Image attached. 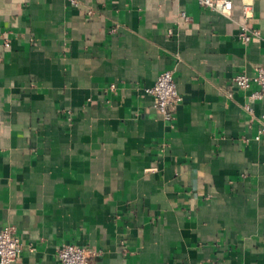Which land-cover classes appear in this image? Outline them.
<instances>
[{"label":"crops","instance_id":"1","mask_svg":"<svg viewBox=\"0 0 264 264\" xmlns=\"http://www.w3.org/2000/svg\"><path fill=\"white\" fill-rule=\"evenodd\" d=\"M231 1L228 18L198 0H0L15 264H58L66 244L91 264H264V98L233 84L264 67V0ZM244 23L262 33L249 45ZM165 71L182 98L172 122L143 93Z\"/></svg>","mask_w":264,"mask_h":264},{"label":"built area","instance_id":"2","mask_svg":"<svg viewBox=\"0 0 264 264\" xmlns=\"http://www.w3.org/2000/svg\"><path fill=\"white\" fill-rule=\"evenodd\" d=\"M73 7L80 5V0H66ZM200 6L206 10L219 12L225 17H231L233 11V2L231 0H198ZM248 6H245V17L248 19ZM185 21L189 18L183 13L181 15ZM261 31L250 27L248 24H241L238 31V40L243 45H249L254 39L260 38ZM8 46V43L6 44ZM233 84L242 91H249L253 85L258 86V91L251 94L253 101L264 98V67H257L253 75L238 74L233 77ZM115 90V86L111 87ZM143 93L154 100V109L167 122L175 119V111L182 98L178 91L175 75L173 71H165L159 75L156 83L152 87H147ZM231 96V95H229ZM247 112L251 115L252 120L256 119L254 110L246 107ZM71 120V118H70ZM259 129L255 140L260 142L264 139V114L258 119ZM24 249V245L17 228L7 226L0 229V264H15ZM97 253L90 248L80 247L74 244H66L57 251L58 264H91V257Z\"/></svg>","mask_w":264,"mask_h":264}]
</instances>
